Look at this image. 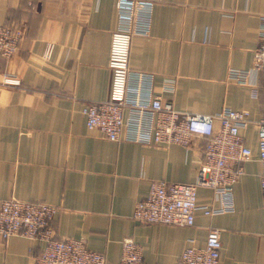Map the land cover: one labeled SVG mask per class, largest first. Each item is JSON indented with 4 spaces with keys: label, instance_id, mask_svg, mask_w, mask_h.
I'll return each mask as SVG.
<instances>
[{
    "label": "crops",
    "instance_id": "crops-1",
    "mask_svg": "<svg viewBox=\"0 0 264 264\" xmlns=\"http://www.w3.org/2000/svg\"><path fill=\"white\" fill-rule=\"evenodd\" d=\"M263 15L264 0H159L149 34L132 38L130 68L153 74V91L164 102L191 113L250 112L242 134L252 156L233 185L232 207L214 215L199 209L195 223L182 226L141 223L135 205L154 181L194 183L207 139L147 145L110 140L87 126L84 106L111 91L116 0H0V24L23 30L19 51L0 58V203L13 197L57 205L56 237L84 239L112 263L131 238L142 247L143 264H177L217 228L220 264H264L257 122L264 118V73L256 85L228 76L231 68L252 67ZM48 44L53 51L45 59ZM6 75L20 84H6ZM169 81L174 90L164 88ZM197 202L223 204L204 186ZM43 246L21 235L0 238V264H33Z\"/></svg>",
    "mask_w": 264,
    "mask_h": 264
},
{
    "label": "built area",
    "instance_id": "built-area-1",
    "mask_svg": "<svg viewBox=\"0 0 264 264\" xmlns=\"http://www.w3.org/2000/svg\"><path fill=\"white\" fill-rule=\"evenodd\" d=\"M157 1L116 0L118 25L112 35L109 56L112 71L110 95L106 100L85 105L83 112L90 129H98L114 141L188 146L194 137L207 139L197 180L194 183L152 182L148 195L137 201L133 214L141 223L193 225L195 212L199 209L214 215L232 207L233 185L244 172L243 162L252 156V149L245 143L242 134V129L252 120L246 109L223 107L213 114L178 110L153 91V74L130 68L132 38L149 34ZM22 38V29L0 24V58L14 56L19 51ZM52 51L53 45L48 44L44 58L49 59ZM259 73H264V15L261 17L259 42L252 67L231 68L228 76L256 85ZM4 82L18 85L20 79L6 75ZM174 85L173 81H169L164 88L174 90ZM257 122L264 205V118ZM200 186L213 189L222 199V206L210 208L199 205L197 196ZM58 210L57 205L44 201L13 197L3 199L0 203V238L21 235L42 241V253L33 264H143L142 247L131 238L123 239L118 263L109 262L103 253L90 249L84 239L57 238L53 221ZM221 248L220 231L211 228L205 246H188L177 264H220Z\"/></svg>",
    "mask_w": 264,
    "mask_h": 264
}]
</instances>
